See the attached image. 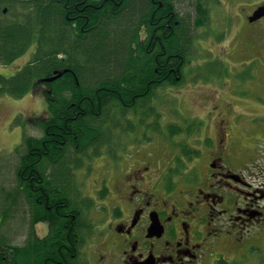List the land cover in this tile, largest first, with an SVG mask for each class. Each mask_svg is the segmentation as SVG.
I'll return each mask as SVG.
<instances>
[{
  "label": "trees",
  "instance_id": "16d2710c",
  "mask_svg": "<svg viewBox=\"0 0 264 264\" xmlns=\"http://www.w3.org/2000/svg\"><path fill=\"white\" fill-rule=\"evenodd\" d=\"M75 1L69 0V3L74 4ZM158 2H162L163 6L160 7ZM194 2L195 26L190 15L180 14L175 0H146L145 6L140 8H136L133 0H99V10L86 15L87 30L79 34L84 19L75 25L69 24L66 20L65 0H0V63L9 65L34 48L31 60L13 76L4 77L0 74V96L7 94L21 98L41 84L50 88L46 100L51 116L47 121L39 122L44 131L43 136L39 139L25 137L22 152L17 150V192H13L12 197L13 194L8 196L11 201L18 198L24 200L32 219H36L34 221L52 222L49 237L42 241H35L33 234L28 235L24 246L10 245L7 254L2 251L8 243L0 242V264H51L66 256L61 245L65 243L64 236L72 234L68 230L69 226L62 227L65 218L54 210L52 203L59 200L71 207V202L76 201L66 191H63V195L64 184L52 178L55 170H58L57 165L60 164L61 169L65 168L62 162L64 154L70 153L68 146H75V153L84 155L96 154L102 146L110 147L111 129L118 127V117L125 115L124 103L132 102L130 95L123 94L129 86H139L142 75H147L150 89L145 98L150 99V84H153L151 81L154 76L152 67L154 60L159 61L162 54L157 43L158 50L147 54L151 61L144 73L139 70L140 66L130 64L133 58L141 55L137 31L142 25L149 36L160 24L173 27L174 32L171 34L169 28L166 30L168 40H171L165 45L162 59L172 52L176 55L169 58V63L179 66L181 60L183 65L189 62L190 55L186 48L190 47L193 27H204L208 22L204 0ZM164 12L167 13L165 20ZM68 16L71 17L70 13ZM156 53L161 54V57H156ZM64 69L70 71L56 81H43L52 76L54 71ZM97 90L99 95L96 94ZM106 90H115L122 96ZM145 103L139 104L136 101L135 107L147 120L156 117L155 109L148 101ZM156 124H149L148 128L157 131L159 127ZM184 124L168 125L166 129L169 137L188 135V124ZM178 147L187 156L186 141L181 140ZM176 160L180 162L179 157ZM49 169L54 172L48 174ZM32 175H35L37 181L41 178L47 180L49 185L45 192L48 195L41 190L37 191L40 197L36 203L31 190Z\"/></svg>",
  "mask_w": 264,
  "mask_h": 264
},
{
  "label": "flooded vegetation",
  "instance_id": "af4514ba",
  "mask_svg": "<svg viewBox=\"0 0 264 264\" xmlns=\"http://www.w3.org/2000/svg\"><path fill=\"white\" fill-rule=\"evenodd\" d=\"M85 1L69 4L75 6V15L80 18L84 17V9L96 8ZM261 5L264 0H252L250 11ZM251 25L253 55L264 61V17ZM169 62L166 59L172 73L175 65ZM188 65L189 62L185 66ZM221 98L209 111H203L205 115L191 116L193 132L186 182L168 188L161 169L154 166L151 158L149 164L148 159L132 164L127 154H122L120 163L108 167L107 181L100 179L97 188H86L95 193L103 180L108 184L105 187L112 189L107 206L110 213L97 218V222H103L102 237L97 243L103 249L93 252L96 263L217 264L229 256L242 255L246 244L251 248L254 241L264 238V154L256 153L253 145L259 133L236 131L227 114L219 109ZM96 164L100 166L95 169L105 174L106 163L95 160L94 167ZM83 178L76 181L82 189L86 185ZM31 181L36 195L38 189H43L41 181L35 175ZM52 204L65 218L62 227L69 226L72 235H65L61 245L66 256L51 264L81 263L84 258L82 254L77 256V247H81L85 229L79 219L80 210L74 202L71 208L59 200ZM92 211L87 209L85 214L91 215Z\"/></svg>",
  "mask_w": 264,
  "mask_h": 264
},
{
  "label": "rangeland",
  "instance_id": "374dc122",
  "mask_svg": "<svg viewBox=\"0 0 264 264\" xmlns=\"http://www.w3.org/2000/svg\"><path fill=\"white\" fill-rule=\"evenodd\" d=\"M135 2L136 8L140 6H145L146 0H133ZM220 4L216 6L215 1L210 2V29L214 30V36H210L207 40H199L196 42L195 47L192 51L191 58L196 59L194 62L191 61L185 70V81L184 84L174 89L177 92V95L174 91H167L168 99H172L174 102L170 101L167 104H163L160 108V112L163 115V120L172 121L179 119L178 116L174 117L173 112L177 111V114L183 118H187L191 114L195 115H205L206 109H210L214 100L221 93L223 89H227L223 92L222 98L219 100V109L222 112H227L228 120L231 124L234 125L232 116L237 114H245V116H240L239 120L241 122H246L248 127L253 128V130L259 131V133L264 132V62L262 59H254L250 53L239 54V50H235L234 54L229 57V62L231 64H239L237 61L242 63L241 68L237 70H226L222 74H216V67L213 64H208L207 71H204V59L209 58V53L207 49L215 50L217 53L222 51V45L217 44V39H219V34H225L226 27L232 26V30H235V25H242L237 29V38L232 39L224 38L223 46L225 48L236 47L242 49L245 44L244 35L246 32L248 34V43L247 48L254 45L252 35L254 33L251 27L246 25V21L243 18H239L238 23H234L233 19L229 18V12L231 14L236 13L235 7L233 10L230 9L232 0H219ZM242 2H247L248 0H238ZM176 7L181 14L190 15L193 20L194 13V0H175ZM236 2V0H233ZM242 7V6H241ZM230 14V15H231ZM237 17V16H236ZM242 17V14H240ZM232 21V22H231ZM249 30V31H247ZM208 29H203L198 31L199 35H203L207 32ZM235 32V31H234ZM233 32V33H234ZM226 35V34H225ZM233 43L235 45H233ZM34 48H30L24 55L20 56L15 60L11 65H1L0 64V74L5 77L13 75L17 70L29 62ZM223 56V55H222ZM241 56V57H240ZM121 58V57H120ZM221 60L222 57L219 55H214L208 60L213 62ZM208 62V61H206ZM208 62V63H211ZM237 62V63H236ZM195 66V71L193 73L192 67ZM197 65V66H196ZM202 73L198 77V80L195 83H191V77L189 75L196 73ZM191 74V75H192ZM197 76V75H196ZM211 87V88H210ZM210 96V99H209ZM245 100V101H244ZM249 103H247V102ZM205 104L206 109L203 108ZM50 116L47 103H46V86L42 85L38 88L36 92H31L21 98H14L9 95L0 96V185L5 187L6 191L12 189L13 185L16 184L13 170L17 164V152L16 149L22 144L23 137L26 135L41 136L42 131L28 124V121H34L36 119L46 120ZM163 121V122H164ZM237 125L241 126L236 122ZM256 133V131H254ZM154 137L153 145L143 144V145H130L129 153H132L134 156H137V160L143 158L144 155L151 156L154 154L157 159L164 160L167 157L168 150L164 147V142L156 135ZM253 143V142H249ZM254 151L258 153L259 149L264 150V143L259 142V146L253 143ZM160 146V147H159ZM15 149V152H14ZM263 153V152H262ZM261 153V154H262ZM133 157V156H132ZM126 159L132 161L130 155H127ZM141 162V161H140ZM10 164V166H9ZM107 165L110 167L111 163L107 160ZM98 165L96 164V167ZM160 166V163H158ZM165 163H162L164 168ZM186 169L188 166L186 165ZM78 178L81 177L83 172L81 170L77 171ZM98 178L100 175L97 171L92 172L91 176L87 177L85 188L94 187L97 188ZM84 192H86L84 190ZM89 195H92L90 192H86ZM0 198H3L1 195ZM109 199L107 196L103 201H99L96 198V203H104ZM19 202H22L20 200ZM4 200H0V204H4ZM13 210L11 216L4 218L5 216L1 215L2 224L0 225V234L7 238L13 244H23L27 240L28 231H29V213L26 212L25 208L19 204H13ZM107 206V205H106ZM100 209V208H98ZM103 208H101L102 210ZM110 213V209H106L107 216ZM102 213L98 212L97 216L102 217ZM94 220L93 218H91ZM95 221V220H94ZM36 233L39 236H42L45 231V226L42 224L36 226ZM42 228V230H41ZM103 229L102 223L96 225V230L94 235L91 234L86 244L82 248L84 261L89 260L93 264L96 263L97 257L94 255V251L103 249L99 247L97 243L100 241L101 231ZM104 235V234H103ZM103 239V238H102ZM257 247L260 246L264 250V246L259 240L254 241ZM264 244V240H263ZM96 246V247H95ZM95 247V248H94ZM245 248H247L245 246ZM88 258V259H87ZM221 259V258H220ZM230 259V258H229ZM236 259L237 261H234ZM219 261V260H218ZM229 264H264V257L259 253L255 254V257L248 255L244 252L240 256H234L229 260Z\"/></svg>",
  "mask_w": 264,
  "mask_h": 264
},
{
  "label": "water",
  "instance_id": "95a60500",
  "mask_svg": "<svg viewBox=\"0 0 264 264\" xmlns=\"http://www.w3.org/2000/svg\"><path fill=\"white\" fill-rule=\"evenodd\" d=\"M261 11H263V12L261 13ZM257 13H260V15L257 16V15H256ZM262 15H264V8H260L259 10H257V11L254 13L252 19H250V21H254L255 19H257V17L262 16ZM60 76H61V74H58V75H56V76H54V77H52V78H48V79H46L45 81H46V82H51V81L55 80L56 78H58V77H60Z\"/></svg>",
  "mask_w": 264,
  "mask_h": 264
}]
</instances>
